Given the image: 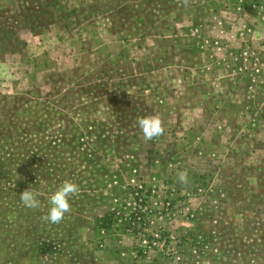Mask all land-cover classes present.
Listing matches in <instances>:
<instances>
[{
    "label": "rangeland",
    "instance_id": "1",
    "mask_svg": "<svg viewBox=\"0 0 264 264\" xmlns=\"http://www.w3.org/2000/svg\"><path fill=\"white\" fill-rule=\"evenodd\" d=\"M0 264H264V0H0Z\"/></svg>",
    "mask_w": 264,
    "mask_h": 264
},
{
    "label": "built area",
    "instance_id": "2",
    "mask_svg": "<svg viewBox=\"0 0 264 264\" xmlns=\"http://www.w3.org/2000/svg\"><path fill=\"white\" fill-rule=\"evenodd\" d=\"M240 55H241V63L239 66V70H242L243 68H245L244 64L248 60V58H250L249 60H257L258 59L257 56L254 55V53L252 54V52L249 55L247 51H242ZM139 189H141V188H139ZM139 189L136 190V192H135V196H136V198H138V200H140L139 195L141 193V190H139ZM138 209H140V208H138ZM138 211L139 210H136V209H135V211H133V212H135L134 213V219L137 221L140 219V215H138Z\"/></svg>",
    "mask_w": 264,
    "mask_h": 264
},
{
    "label": "trees",
    "instance_id": "3",
    "mask_svg": "<svg viewBox=\"0 0 264 264\" xmlns=\"http://www.w3.org/2000/svg\"><path fill=\"white\" fill-rule=\"evenodd\" d=\"M111 216L110 214H104L103 216H98L95 218V224L104 229H108L111 227Z\"/></svg>",
    "mask_w": 264,
    "mask_h": 264
}]
</instances>
